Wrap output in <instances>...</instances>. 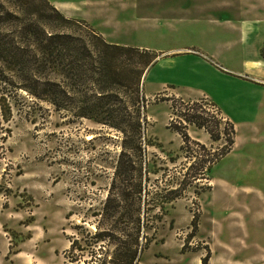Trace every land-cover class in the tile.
Segmentation results:
<instances>
[{
	"label": "rangeland",
	"instance_id": "obj_1",
	"mask_svg": "<svg viewBox=\"0 0 264 264\" xmlns=\"http://www.w3.org/2000/svg\"><path fill=\"white\" fill-rule=\"evenodd\" d=\"M129 18L116 25L112 39L159 53L140 81V164L149 208L137 264H203V258L206 264H264V84L249 69L254 50L235 45L222 29L169 15L145 23ZM218 34L219 41L211 39ZM165 97L200 102L197 113L209 111L205 116L212 102L233 123L235 138L203 178L161 202L191 163L189 175L205 169L225 137L213 142L203 129L184 124L185 106L173 113ZM184 125L204 148L188 143L181 149L172 127ZM215 130L224 132V125ZM121 139L114 129L57 112L0 80V235L10 236V254L20 240L48 238L64 264H93L84 240L95 231L93 212L105 198ZM70 238L84 250L70 251Z\"/></svg>",
	"mask_w": 264,
	"mask_h": 264
},
{
	"label": "trees",
	"instance_id": "obj_2",
	"mask_svg": "<svg viewBox=\"0 0 264 264\" xmlns=\"http://www.w3.org/2000/svg\"><path fill=\"white\" fill-rule=\"evenodd\" d=\"M158 56L146 48L106 41L86 21L64 16L48 0H0V80L48 103L57 112L92 120L122 134L105 198L101 208L93 212L95 231H88L84 240L93 264H137L139 260L143 219L149 208L140 164L145 122L140 81ZM163 100L171 101L173 113L177 105L185 106L181 116L184 124L203 129L213 142L225 137L218 151H208L212 158L205 169L189 175L191 163L180 185L161 202L180 197L191 181L203 178V170L224 157L235 138L233 123L212 102V114L205 116L209 111L197 113L200 102H184L179 97ZM220 124L224 132L215 130ZM172 129L181 137V149L188 143L204 148L190 139L186 125ZM154 200L151 206H157ZM192 225L196 227V216ZM69 241L70 251L84 250L79 239ZM202 261L206 264L207 259Z\"/></svg>",
	"mask_w": 264,
	"mask_h": 264
},
{
	"label": "crops",
	"instance_id": "obj_3",
	"mask_svg": "<svg viewBox=\"0 0 264 264\" xmlns=\"http://www.w3.org/2000/svg\"><path fill=\"white\" fill-rule=\"evenodd\" d=\"M48 2L64 16L86 21L106 41L117 45L121 44L112 39V33L116 30V25L128 23L131 19L129 17H136L139 23H145L149 21L150 16L169 15L178 22L183 21L194 26L204 25L214 30L222 29L235 45L254 50L255 58L250 60L249 69L255 75V81L264 84V0H48ZM221 37L218 34L211 39L216 38L215 40L219 41ZM173 94L181 96L176 92ZM10 246V236L0 235V264H64L63 260L59 261L56 254L54 239L25 238L18 242L16 251L11 254Z\"/></svg>",
	"mask_w": 264,
	"mask_h": 264
}]
</instances>
